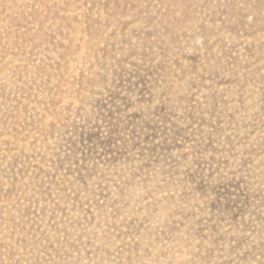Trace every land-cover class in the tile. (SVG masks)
I'll return each instance as SVG.
<instances>
[{
  "label": "rangeland",
  "instance_id": "rangeland-1",
  "mask_svg": "<svg viewBox=\"0 0 264 264\" xmlns=\"http://www.w3.org/2000/svg\"><path fill=\"white\" fill-rule=\"evenodd\" d=\"M0 264H264V0H0Z\"/></svg>",
  "mask_w": 264,
  "mask_h": 264
}]
</instances>
